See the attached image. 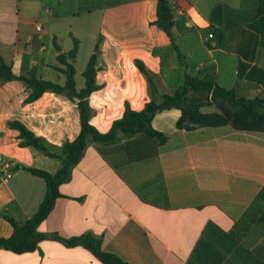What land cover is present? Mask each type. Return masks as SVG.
<instances>
[{
  "label": "crops",
  "instance_id": "0c3cea01",
  "mask_svg": "<svg viewBox=\"0 0 264 264\" xmlns=\"http://www.w3.org/2000/svg\"><path fill=\"white\" fill-rule=\"evenodd\" d=\"M166 1L171 36L152 23L155 0H0V58L14 74L62 84L64 75L52 66V39L68 50L61 39L80 40L81 13H99L91 39V48L98 43L97 87L87 100L89 121L101 132L125 104L137 110L173 91L183 72L244 96L258 94L264 84L236 77L238 59L264 68V37L248 27L257 0ZM82 69L77 78L74 68L75 89L83 86ZM27 93L20 79H0L2 236L12 226L1 210L21 223L45 191L43 178L22 165L50 172L60 165L58 157L20 145L7 120L21 121L54 152L80 128L76 97L45 90L25 101ZM179 113L168 107L152 115L150 125L166 135L161 143L142 132L87 140L58 186L61 195L36 226L42 235L36 247L0 248V264H102L86 247L60 239L82 233L98 237L100 247L125 264H264V131L229 124L177 128Z\"/></svg>",
  "mask_w": 264,
  "mask_h": 264
},
{
  "label": "trees",
  "instance_id": "16d2710c",
  "mask_svg": "<svg viewBox=\"0 0 264 264\" xmlns=\"http://www.w3.org/2000/svg\"><path fill=\"white\" fill-rule=\"evenodd\" d=\"M155 18L152 23L156 24L168 36L172 33V12L166 0H155ZM248 27L264 37V0H257L254 14L248 22ZM72 44L66 51L52 39L56 63L53 68L64 75L62 84L55 80L42 78L35 74H14L9 63L0 58V79H20L28 88L25 101L38 97L43 91L51 90L63 92L68 96L76 97V105L79 114L80 128L76 136L64 141L59 152L48 149L45 139L27 128L21 121L16 119L7 120L8 127L18 131L20 145H31L48 156L60 159V165L53 172L43 168L24 166L22 167L32 174L43 178L45 183L44 194L34 212L17 223L10 215L2 210V215L10 222L12 230L9 235H0V248L23 252L36 247L41 233L37 230L38 222L48 213L55 197L61 195L58 186L66 178L70 167L79 159L87 140L111 141L117 132L132 134L142 132L156 139L158 143L165 140L166 135L154 129L150 125L152 115L159 109L177 107L180 111L175 120L177 128L183 127L184 122L195 123V126L229 124L235 129L264 131V95L254 94L244 96L235 91L233 87H224L204 76H196L183 72L180 84L171 92L161 93L158 99H149L140 109H131L125 104L121 115L112 120L106 131H98L89 121L91 108L88 104V93L97 87L95 83V58L98 43L94 44L93 51L89 54L81 71L84 78L83 86L75 89L74 86V58L77 51L78 40L71 36ZM137 68L145 76L148 85L153 86L151 75L147 72L142 62L135 59ZM236 77L244 78L254 85L264 84V68L257 64L238 59L236 64ZM206 104L213 105L211 111H202L200 107ZM191 126V127H195ZM188 128V127H187ZM67 245L80 244L92 252L102 264H125L116 254L103 250L100 247V239L88 233H82L69 237H60Z\"/></svg>",
  "mask_w": 264,
  "mask_h": 264
},
{
  "label": "rangeland",
  "instance_id": "374dc122",
  "mask_svg": "<svg viewBox=\"0 0 264 264\" xmlns=\"http://www.w3.org/2000/svg\"><path fill=\"white\" fill-rule=\"evenodd\" d=\"M80 9L85 8V6H79ZM99 13H92L91 15H87L86 13L82 12L80 15V19H77L76 22L78 25L81 23L83 24L80 28H78V34L80 35V40H78L77 51L74 58V68L76 70L77 78H78V71L84 67L87 55L92 47L91 39L92 35H95V27H96V17L98 18ZM80 24V25H81ZM72 44V41L69 42V38L61 39V45L64 47H69ZM2 213V210H1Z\"/></svg>",
  "mask_w": 264,
  "mask_h": 264
},
{
  "label": "built area",
  "instance_id": "2783aa9c",
  "mask_svg": "<svg viewBox=\"0 0 264 264\" xmlns=\"http://www.w3.org/2000/svg\"><path fill=\"white\" fill-rule=\"evenodd\" d=\"M212 32H208L207 36H211ZM258 94L264 95V85H262L259 89H257Z\"/></svg>",
  "mask_w": 264,
  "mask_h": 264
},
{
  "label": "water",
  "instance_id": "95a60500",
  "mask_svg": "<svg viewBox=\"0 0 264 264\" xmlns=\"http://www.w3.org/2000/svg\"><path fill=\"white\" fill-rule=\"evenodd\" d=\"M196 124L195 123H192V122H184L183 123V127H191V126H195Z\"/></svg>",
  "mask_w": 264,
  "mask_h": 264
}]
</instances>
